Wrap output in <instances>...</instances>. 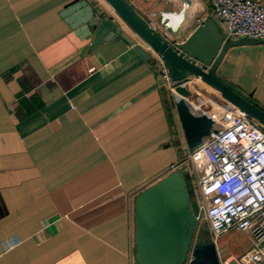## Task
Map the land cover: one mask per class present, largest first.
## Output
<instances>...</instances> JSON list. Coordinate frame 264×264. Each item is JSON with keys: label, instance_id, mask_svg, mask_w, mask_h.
Masks as SVG:
<instances>
[{"label": "crops", "instance_id": "crops-1", "mask_svg": "<svg viewBox=\"0 0 264 264\" xmlns=\"http://www.w3.org/2000/svg\"><path fill=\"white\" fill-rule=\"evenodd\" d=\"M72 1L0 0V264H135V197L188 169L159 59L126 28L149 59L120 36L91 48L60 16ZM128 1L170 41L214 16L204 0ZM217 71L264 107V46ZM193 81L218 118L228 103Z\"/></svg>", "mask_w": 264, "mask_h": 264}, {"label": "water", "instance_id": "water-1", "mask_svg": "<svg viewBox=\"0 0 264 264\" xmlns=\"http://www.w3.org/2000/svg\"><path fill=\"white\" fill-rule=\"evenodd\" d=\"M104 1L116 15V20L87 0L72 1L63 8L60 16L80 39H90L93 49L103 40L120 36L144 59H149L150 55L124 32L126 28L163 62L174 84L171 93L188 149H193L210 133L217 119L200 104L193 79L200 80L224 101L264 126V107L252 98L251 93L241 91L217 71L229 50L263 47L264 40L226 38L220 22L208 15L184 40L170 41L128 0ZM194 194L190 172L179 168L135 197V264H219L216 244L211 238L204 241L194 238L199 215Z\"/></svg>", "mask_w": 264, "mask_h": 264}, {"label": "built area", "instance_id": "built-area-1", "mask_svg": "<svg viewBox=\"0 0 264 264\" xmlns=\"http://www.w3.org/2000/svg\"><path fill=\"white\" fill-rule=\"evenodd\" d=\"M204 1L226 38L264 40V0ZM156 67L172 89L174 84L160 59ZM214 124L191 149L201 169L197 219L203 213L215 244L231 231L249 235L250 246L239 254L221 255L217 249L219 264H264V131L229 103Z\"/></svg>", "mask_w": 264, "mask_h": 264}, {"label": "rangeland", "instance_id": "rangeland-1", "mask_svg": "<svg viewBox=\"0 0 264 264\" xmlns=\"http://www.w3.org/2000/svg\"><path fill=\"white\" fill-rule=\"evenodd\" d=\"M249 119L254 124H256L262 131H264V126L262 124H260L257 120L251 117H249ZM176 145H179V142H176ZM180 155H182V157L185 159V162L187 163V167L190 170L191 181H192L194 193H195L194 199L197 200V196L199 197L200 195L199 187L197 184V178H198V174L200 173L201 169L195 157L191 155V149H188V150L182 149L180 151ZM184 167H186L185 164H184ZM197 226H199L198 228L202 227L205 230L209 229L208 223L205 220L203 213L200 214L199 219L197 220ZM218 242L220 244V247L222 246L221 255H225L229 253L239 254L240 252H242L241 248H243L244 246L247 248L249 246L248 236H246L245 233H239V232H234V231L226 233L220 238H218Z\"/></svg>", "mask_w": 264, "mask_h": 264}, {"label": "flooded vegetation", "instance_id": "flooded-vegetation-1", "mask_svg": "<svg viewBox=\"0 0 264 264\" xmlns=\"http://www.w3.org/2000/svg\"><path fill=\"white\" fill-rule=\"evenodd\" d=\"M199 226H196V230H195V240L196 241H204L207 239H210V233H209V229H204V228H198Z\"/></svg>", "mask_w": 264, "mask_h": 264}, {"label": "bare ground", "instance_id": "bare-ground-1", "mask_svg": "<svg viewBox=\"0 0 264 264\" xmlns=\"http://www.w3.org/2000/svg\"><path fill=\"white\" fill-rule=\"evenodd\" d=\"M198 94L200 95L201 101L200 104L205 107V105H210L211 107V102H209L211 100L210 96L206 94V92L197 89ZM208 101V102H207ZM220 104V103H219Z\"/></svg>", "mask_w": 264, "mask_h": 264}]
</instances>
